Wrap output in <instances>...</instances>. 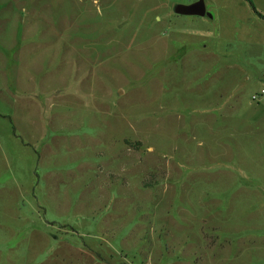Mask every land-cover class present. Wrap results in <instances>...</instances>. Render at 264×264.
Here are the masks:
<instances>
[{"label":"rangeland","instance_id":"rangeland-1","mask_svg":"<svg viewBox=\"0 0 264 264\" xmlns=\"http://www.w3.org/2000/svg\"><path fill=\"white\" fill-rule=\"evenodd\" d=\"M196 1L0 0V264H264V19Z\"/></svg>","mask_w":264,"mask_h":264},{"label":"water","instance_id":"water-1","mask_svg":"<svg viewBox=\"0 0 264 264\" xmlns=\"http://www.w3.org/2000/svg\"><path fill=\"white\" fill-rule=\"evenodd\" d=\"M174 13L183 16H208L211 18V15L206 12V8L202 0L196 1L188 5L178 4L174 7ZM119 94H121V92Z\"/></svg>","mask_w":264,"mask_h":264},{"label":"trees","instance_id":"trees-1","mask_svg":"<svg viewBox=\"0 0 264 264\" xmlns=\"http://www.w3.org/2000/svg\"><path fill=\"white\" fill-rule=\"evenodd\" d=\"M248 2L250 3V6H251V8H252L253 12H254L255 14H257L258 16H260V18H263V19H264V17H263V16H261V14H259V13L256 11V9L254 8V6H253V4L251 3V1H250V0H248Z\"/></svg>","mask_w":264,"mask_h":264},{"label":"built area","instance_id":"built-area-1","mask_svg":"<svg viewBox=\"0 0 264 264\" xmlns=\"http://www.w3.org/2000/svg\"><path fill=\"white\" fill-rule=\"evenodd\" d=\"M259 96H264V89L260 91L259 95H256V96L252 97L253 101L257 100Z\"/></svg>","mask_w":264,"mask_h":264}]
</instances>
